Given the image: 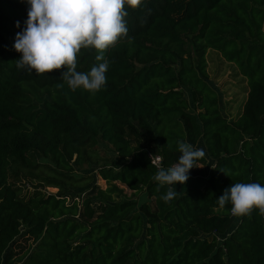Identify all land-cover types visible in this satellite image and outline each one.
I'll list each match as a JSON object with an SVG mask.
<instances>
[{"label":"trees","instance_id":"1","mask_svg":"<svg viewBox=\"0 0 264 264\" xmlns=\"http://www.w3.org/2000/svg\"><path fill=\"white\" fill-rule=\"evenodd\" d=\"M172 1L127 9L131 42L105 53L107 84L92 96L69 89L61 70L17 68L30 5L0 0V264H264V216H232L217 200L234 183L264 185V0H187L179 14ZM209 49L247 80L236 119L207 81ZM97 55L82 50L77 70ZM178 141H202L215 168L165 203L150 153L167 168ZM100 143L122 160L107 164ZM88 165L107 187L73 196L93 181L77 173Z\"/></svg>","mask_w":264,"mask_h":264},{"label":"clouds","instance_id":"2","mask_svg":"<svg viewBox=\"0 0 264 264\" xmlns=\"http://www.w3.org/2000/svg\"><path fill=\"white\" fill-rule=\"evenodd\" d=\"M27 3L30 7L26 27L16 34L14 43L15 50L21 54L17 68L28 72L35 70L37 75L61 70V78L69 89H83L92 96L107 84L109 60L105 53L126 39L131 42L127 9L145 6V0H27ZM84 49H95L98 53L99 63L90 72L77 70ZM178 150L181 153L178 162L167 168L158 157H151L152 165L157 168L153 176L158 182L156 190L167 186L166 193L160 197L165 203L177 195L172 185L186 184L190 170L203 167L199 161L206 155L203 149L184 141H178ZM220 171L229 175L224 169ZM217 200L222 208L230 203L234 216L251 217L253 211L264 216V185L260 183H234L224 189Z\"/></svg>","mask_w":264,"mask_h":264},{"label":"rangeland","instance_id":"3","mask_svg":"<svg viewBox=\"0 0 264 264\" xmlns=\"http://www.w3.org/2000/svg\"><path fill=\"white\" fill-rule=\"evenodd\" d=\"M187 0H173L172 3L175 6L177 14L182 12L184 8V4ZM207 59V71H208V83L217 91L220 96V106L223 110L225 116L228 119H236L242 112L243 104L246 101L247 93H248V83L247 80L240 74L237 67L227 62L220 53L215 50H207L206 54ZM185 97L191 106L194 105V98L192 91L190 89L185 88ZM99 150L102 156L108 159L107 164H115L121 161L122 159H118L116 154L113 152L110 145L106 143L99 144ZM202 170H194L191 173H198ZM78 176L83 175H91L93 177V181L87 183L77 190H75L72 195L75 196L77 194L81 195V197L85 196V193L91 188L92 184H97L102 188L107 187V183L105 180L101 179V177L97 174V166L88 165L83 169H77ZM26 187H29L30 190L33 189V186L30 184H25ZM48 192L55 193L57 192V188L48 187L46 189ZM127 195L131 194V190L128 188L125 189ZM140 202L149 201L152 205H154L151 199H148L145 193H138L135 196ZM238 222L237 219H235ZM235 222V223H236ZM22 241V240H20ZM31 242L25 243V248L22 252L26 251L27 247H29ZM24 246V245H23ZM34 247V245L32 246Z\"/></svg>","mask_w":264,"mask_h":264},{"label":"crops","instance_id":"4","mask_svg":"<svg viewBox=\"0 0 264 264\" xmlns=\"http://www.w3.org/2000/svg\"><path fill=\"white\" fill-rule=\"evenodd\" d=\"M200 149H203L204 152L206 153V157H207V163H199L201 166L200 168H193L192 170H190V179L186 182V184H177V185H172V187L174 189H176L179 192L184 191L187 187H202L205 183V180L207 179L211 169L215 166V162L214 159L211 158L205 149L204 143L201 141L200 145H199ZM213 166V167H212ZM202 168H204V171H200L198 173H191V171L193 172L194 170H202Z\"/></svg>","mask_w":264,"mask_h":264},{"label":"built area","instance_id":"5","mask_svg":"<svg viewBox=\"0 0 264 264\" xmlns=\"http://www.w3.org/2000/svg\"><path fill=\"white\" fill-rule=\"evenodd\" d=\"M150 157H152L153 159H156V158L158 157L160 163L162 164L163 158H162L161 155H156V154H154V153H150ZM231 215H232V214H231ZM232 216H234V215H232ZM218 240H221V239L219 238Z\"/></svg>","mask_w":264,"mask_h":264}]
</instances>
